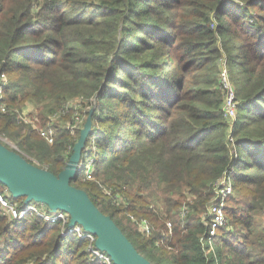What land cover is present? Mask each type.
Segmentation results:
<instances>
[{
    "label": "trees",
    "instance_id": "1",
    "mask_svg": "<svg viewBox=\"0 0 264 264\" xmlns=\"http://www.w3.org/2000/svg\"><path fill=\"white\" fill-rule=\"evenodd\" d=\"M223 55L237 100L231 122ZM1 73L7 103L38 107L54 141L11 113L0 114V135L54 174L80 133L67 122L75 110L83 123L90 114L97 181L82 187L78 175L71 184L153 264H264V235L253 247L251 238L264 213V0H0ZM75 99L69 118L46 125ZM227 175L229 228L209 245L207 205ZM129 214L145 218L151 233ZM0 264L106 263L57 223L11 221L0 211Z\"/></svg>",
    "mask_w": 264,
    "mask_h": 264
},
{
    "label": "water",
    "instance_id": "2",
    "mask_svg": "<svg viewBox=\"0 0 264 264\" xmlns=\"http://www.w3.org/2000/svg\"><path fill=\"white\" fill-rule=\"evenodd\" d=\"M90 130L89 114L68 161L58 174L31 163L0 142V183L15 199L24 198L25 202L42 203L51 210L67 211L68 227L80 224L86 232L94 234L95 247L106 252L112 264H153L137 251L112 217L103 213L83 188L71 184L78 176V164Z\"/></svg>",
    "mask_w": 264,
    "mask_h": 264
},
{
    "label": "built area",
    "instance_id": "3",
    "mask_svg": "<svg viewBox=\"0 0 264 264\" xmlns=\"http://www.w3.org/2000/svg\"><path fill=\"white\" fill-rule=\"evenodd\" d=\"M219 79L223 89V114L231 122L237 115V100L235 99L234 84L230 79L229 71L225 63L224 55L220 61ZM8 84V77L5 73L0 74V114H14L19 121L30 124L37 129L40 136H42L48 143H53L54 132L52 126L39 127L36 125L37 116H29L25 113V108L20 109L15 106H11L4 99V90ZM78 99H75V102ZM74 101H68L63 110L56 111L49 116L50 119L58 117L59 115L68 111L73 107ZM83 116L77 111H74L73 119L71 122H67L66 126L70 129L71 133H74L76 129L83 127ZM78 175H83L85 179H92L94 176V163L93 159L89 157L88 146L82 152L81 160L78 164ZM106 191L108 195H112L111 190L101 183H99ZM216 190L214 196L211 198L207 205V213L210 221L208 223V242H213V237L217 234L219 228L225 223V205L226 198L232 192V182L229 176H223L216 181ZM189 199V198H188ZM125 198L119 194L114 195V203H124ZM0 209L11 221H21L26 216H34L41 218L46 223H57L62 230L63 234H73L79 238H85L87 240V250L89 252V258L94 260L95 258L101 259L106 264H112L110 256L95 247L96 236L92 233L86 232L80 224H75L72 227H68L70 215L67 211L62 209H49L46 205L35 201H24V198L15 199L12 197L7 187H0ZM182 215L187 211V206L183 205ZM132 221L138 225L139 229L149 235L152 231L151 225L145 218H136L134 215L129 214ZM169 228L171 223L167 222Z\"/></svg>",
    "mask_w": 264,
    "mask_h": 264
},
{
    "label": "rangeland",
    "instance_id": "4",
    "mask_svg": "<svg viewBox=\"0 0 264 264\" xmlns=\"http://www.w3.org/2000/svg\"><path fill=\"white\" fill-rule=\"evenodd\" d=\"M234 71H235V68L234 66H231V73L232 75L234 74ZM75 102V101H74ZM23 108H25V113H27V115L29 116H33V115H37V119H36V125H38L39 127H45L43 125V119H41V117L39 116V109L38 107L35 108L33 107L31 104L29 103H26L23 105ZM70 117V113L68 111H66L65 113L59 115L58 117H54L52 119L48 118L47 119V122H46V125L47 124H52V123H61L63 122L65 119L69 118ZM0 142L4 145H6L7 147L9 148H16V145L10 141L9 139L3 137L0 135ZM88 181H97V178L95 177V175L93 176L92 179H85L83 177V175H79V180L76 182L77 184L81 185L82 187H86L88 185ZM233 194V186H232V192L228 195V197L226 198V205L229 203H231V196ZM226 205H225V210H226ZM1 213L4 214V212L0 209ZM5 215V214H4ZM130 218V217H129ZM225 223L219 228H223V227H226V228H229V224H228V218L227 216L225 215ZM131 219V218H130ZM132 220V219H131ZM135 222V221H134ZM133 222V223H134ZM123 224L124 225H130V223L128 222L127 219H123ZM143 232V231H142ZM218 232V231H217ZM144 233V232H143ZM145 235H147L146 233H144ZM264 235V213H258L256 214L255 216V223H254V227H253V232H252V247L257 245V240ZM213 243H217L216 242H212L210 243L209 245H213ZM219 243V242H218Z\"/></svg>",
    "mask_w": 264,
    "mask_h": 264
}]
</instances>
